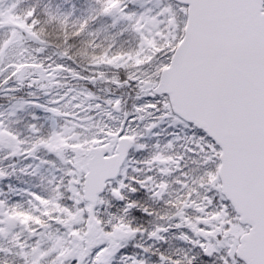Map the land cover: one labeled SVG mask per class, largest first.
Returning a JSON list of instances; mask_svg holds the SVG:
<instances>
[{
  "label": "snow or ice",
  "instance_id": "obj_1",
  "mask_svg": "<svg viewBox=\"0 0 264 264\" xmlns=\"http://www.w3.org/2000/svg\"><path fill=\"white\" fill-rule=\"evenodd\" d=\"M0 264H264V0H0Z\"/></svg>",
  "mask_w": 264,
  "mask_h": 264
}]
</instances>
